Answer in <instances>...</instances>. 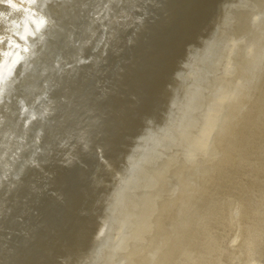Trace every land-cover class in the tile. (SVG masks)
I'll use <instances>...</instances> for the list:
<instances>
[{"label":"clouds","instance_id":"1","mask_svg":"<svg viewBox=\"0 0 264 264\" xmlns=\"http://www.w3.org/2000/svg\"><path fill=\"white\" fill-rule=\"evenodd\" d=\"M0 3L11 10L0 13L5 20L18 9L25 13L31 9L42 17L30 31L15 32L18 39L7 37V48L0 51V190L4 193L0 216H5L13 211L7 198L25 172L41 169L38 156L45 152V131L37 127L29 139V130L37 120L43 123L56 114L51 98L55 85L42 79L34 86L37 95L31 101L18 96V111L9 106L19 80L37 72L47 30L57 20L40 0ZM63 3L75 6L78 0ZM113 3L120 7L119 14ZM128 3L131 11L123 7ZM150 3L107 0L103 8L89 12L90 25L100 24L94 50L103 45L107 54L106 41L115 30L110 32L105 21L142 23ZM156 4L164 8L163 21L149 54L148 78L142 90L129 97L131 116L111 122L104 142L90 137L82 117L56 138L54 149L47 145L50 156L60 155L61 167L80 164L85 172L77 175L74 189L67 183L60 189L44 185L68 206L69 215L67 233L48 251L46 264H264V0H216L215 12L203 27H199L203 0H156ZM133 12L143 15L133 17ZM67 39L79 45L74 26ZM209 52L215 55L201 76L198 96L176 122L174 90L182 83L178 77L192 76L199 58ZM91 59L78 53L74 64ZM62 62L64 68L74 66L58 54L51 66H41L38 75H62ZM185 96H190L188 88L181 92V99ZM61 100L67 102L66 97ZM9 114L22 125L21 134L5 127ZM172 124L175 139L164 143L144 166L138 187L123 201L131 174L143 158L138 146L150 133ZM80 152L91 154L95 163L90 170ZM120 203L126 206L117 219ZM17 219L26 223L23 215ZM26 232L21 228L15 234ZM34 260L27 243L13 242V232L0 230V264H34Z\"/></svg>","mask_w":264,"mask_h":264},{"label":"bare ground","instance_id":"2","mask_svg":"<svg viewBox=\"0 0 264 264\" xmlns=\"http://www.w3.org/2000/svg\"><path fill=\"white\" fill-rule=\"evenodd\" d=\"M140 2L143 5L144 0ZM215 2L216 0H203L204 16L201 18L199 27L207 24V19L214 14ZM40 3H47V0H40ZM80 3H85L88 7L81 9ZM105 3L107 0H78L75 6L64 4L63 0L47 3V11L56 18L57 25L50 26L47 30L44 50L36 60L37 72L29 73L19 80L9 106L18 111L16 102L18 96L31 101L37 95L34 86H37L42 79H49L50 83L55 85L51 98L55 101L56 114L48 117L43 123L37 120L29 130V139L34 134L35 128L43 127L45 131L43 138L45 152L38 156L42 162L41 169L29 168L25 172L17 188L7 198L8 205L13 209L12 213L0 216V230L13 232V242L27 243L29 254L35 258L34 264H46L48 251L59 245L69 227L68 206L59 197H53L45 191L44 185L48 184L49 187L60 189L67 183L68 188L74 189L77 175L85 172V167L80 164L67 169L61 167L60 155L50 156L47 145H52L54 149L56 138L71 130L82 117L87 120L90 137L94 141L104 142L111 122L131 116L132 105L129 103V97L133 92L139 93L142 90L141 85L148 78L151 68L149 54L158 40L164 8L157 6L156 0H152V3L148 5L149 14L142 23H135L132 20L117 25L115 22L105 21L108 23L109 31H115L106 41L109 46L107 54L104 55L103 45L98 50H94L100 40V24L90 25L89 12L103 8ZM123 7L131 11L130 3ZM112 8L115 14L120 13V7L116 3L112 4ZM7 11L11 10L0 3V13ZM132 15L135 17L143 13L133 12ZM41 20L42 17L33 15L31 9L28 13L22 9L13 11L7 20L0 15V51L6 50L7 37L18 39L15 32L23 33L25 29L30 31L33 25L40 24ZM128 24L131 26L129 27ZM73 26L79 45L75 42L70 43L67 39L68 30ZM55 52L73 64L78 53L92 59L90 63L83 65L74 64L71 69L64 68L62 62V75L50 73L47 77H40L39 69L42 65L51 66L57 56ZM214 55L213 52H209L199 58L198 65L193 68L192 76H186L184 73L179 75L178 79L182 83L174 90L176 122H179L181 115L185 113L186 105L195 102L201 76L211 67ZM98 82L99 86H97ZM185 88H188L190 96L181 99V92ZM61 97H66L67 102H62ZM40 110L38 107L37 111ZM0 112H3L2 107ZM5 127L21 134L22 125H17L16 117L13 115H8ZM175 136L176 126L172 124L162 131L157 129L156 133H150L144 139L142 146H138L137 151L142 153L143 158L131 174L132 180L128 189L125 190L123 201L126 202L138 187L144 166L154 160L161 146L169 139H175ZM56 151L59 153L58 149ZM28 154V151L24 153V155ZM90 155L80 152L83 165L88 170L95 163L89 158ZM44 161L47 163H43ZM47 173H53V175L49 176ZM3 198V190H0V199ZM125 206V203L117 205V216L114 218L118 219L124 212ZM21 215L26 221L25 224H21L17 219ZM21 228H26L27 232L23 236L16 235V231Z\"/></svg>","mask_w":264,"mask_h":264},{"label":"water","instance_id":"3","mask_svg":"<svg viewBox=\"0 0 264 264\" xmlns=\"http://www.w3.org/2000/svg\"><path fill=\"white\" fill-rule=\"evenodd\" d=\"M55 54L57 55V52H55Z\"/></svg>","mask_w":264,"mask_h":264}]
</instances>
